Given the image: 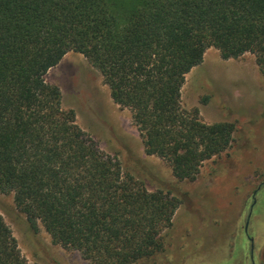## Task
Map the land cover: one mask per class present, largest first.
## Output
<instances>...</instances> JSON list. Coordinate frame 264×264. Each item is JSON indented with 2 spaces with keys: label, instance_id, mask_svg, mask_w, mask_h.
Here are the masks:
<instances>
[{
  "label": "trees",
  "instance_id": "obj_1",
  "mask_svg": "<svg viewBox=\"0 0 264 264\" xmlns=\"http://www.w3.org/2000/svg\"><path fill=\"white\" fill-rule=\"evenodd\" d=\"M209 47L223 59L253 54L264 75V0H0V192L33 231L42 226L88 264L164 250L180 200L123 171L45 75L68 51L83 54L130 110L145 153L193 180L234 129L181 106L185 75ZM0 264H36L1 214Z\"/></svg>",
  "mask_w": 264,
  "mask_h": 264
},
{
  "label": "rangeland",
  "instance_id": "obj_2",
  "mask_svg": "<svg viewBox=\"0 0 264 264\" xmlns=\"http://www.w3.org/2000/svg\"><path fill=\"white\" fill-rule=\"evenodd\" d=\"M45 80L61 91L64 108L123 171L149 190L169 191L180 200L163 251L134 264H260L264 257V75L253 54L223 59L214 47L186 75L181 106L197 108L206 123L230 122L228 148L205 160L193 180H177L167 161L148 155L128 108L116 104L97 69L81 53L68 51ZM0 214L29 263L88 264L78 251L33 231L0 192ZM246 226V230H245ZM252 240V252L250 240Z\"/></svg>",
  "mask_w": 264,
  "mask_h": 264
},
{
  "label": "water",
  "instance_id": "obj_3",
  "mask_svg": "<svg viewBox=\"0 0 264 264\" xmlns=\"http://www.w3.org/2000/svg\"><path fill=\"white\" fill-rule=\"evenodd\" d=\"M245 230H246V226H245ZM249 240H250V251L252 252V247H253L252 240L250 238H249Z\"/></svg>",
  "mask_w": 264,
  "mask_h": 264
},
{
  "label": "flooded vegetation",
  "instance_id": "obj_4",
  "mask_svg": "<svg viewBox=\"0 0 264 264\" xmlns=\"http://www.w3.org/2000/svg\"><path fill=\"white\" fill-rule=\"evenodd\" d=\"M252 264H254V263H252Z\"/></svg>",
  "mask_w": 264,
  "mask_h": 264
}]
</instances>
